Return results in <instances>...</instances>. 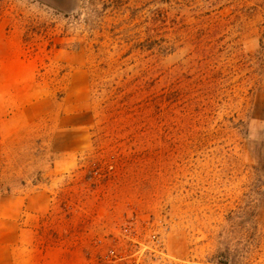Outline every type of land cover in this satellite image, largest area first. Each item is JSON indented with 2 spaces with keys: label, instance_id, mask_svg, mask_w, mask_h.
<instances>
[{
  "label": "rangeland",
  "instance_id": "374dc122",
  "mask_svg": "<svg viewBox=\"0 0 264 264\" xmlns=\"http://www.w3.org/2000/svg\"><path fill=\"white\" fill-rule=\"evenodd\" d=\"M67 95L90 144L53 183L39 247L264 264V0H0V125L53 141Z\"/></svg>",
  "mask_w": 264,
  "mask_h": 264
},
{
  "label": "crops",
  "instance_id": "0c3cea01",
  "mask_svg": "<svg viewBox=\"0 0 264 264\" xmlns=\"http://www.w3.org/2000/svg\"><path fill=\"white\" fill-rule=\"evenodd\" d=\"M68 99L53 141H37L34 120L8 129L0 125V264H66L61 254L39 247L38 230L54 201V181L76 167L90 144L93 121L87 107L70 108Z\"/></svg>",
  "mask_w": 264,
  "mask_h": 264
},
{
  "label": "built area",
  "instance_id": "2783aa9c",
  "mask_svg": "<svg viewBox=\"0 0 264 264\" xmlns=\"http://www.w3.org/2000/svg\"><path fill=\"white\" fill-rule=\"evenodd\" d=\"M96 174L98 173L96 172ZM124 230L129 232L130 229L125 227ZM153 242L159 247L162 244L161 239L156 235L153 236ZM123 260L124 256L117 250L115 244H110L107 246L105 253L101 254L92 264H119Z\"/></svg>",
  "mask_w": 264,
  "mask_h": 264
}]
</instances>
